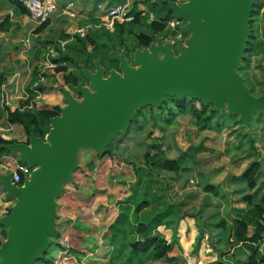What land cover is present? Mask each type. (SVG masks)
Wrapping results in <instances>:
<instances>
[{
    "label": "rangeland",
    "instance_id": "374dc122",
    "mask_svg": "<svg viewBox=\"0 0 264 264\" xmlns=\"http://www.w3.org/2000/svg\"><path fill=\"white\" fill-rule=\"evenodd\" d=\"M252 1L249 19H254L255 27L262 31L264 0ZM172 2L178 7L189 4V0ZM123 5L126 6V11L139 12L143 19L133 35L141 31L148 32L149 23L159 22L164 17L167 9L161 5H166L170 10L168 4L159 0H124ZM2 6L5 7L4 10ZM254 13L257 16L254 17ZM6 16L14 18L15 15L11 3L3 0L0 1V22ZM27 17L28 15L22 17L26 22L12 33L0 36L2 47H8L0 52V73L5 75V82L0 85V109L14 111L27 99L29 87L35 89L41 85L46 91L35 93L31 108L41 110L58 106L61 110L59 118H62V111L69 107L71 101L82 106L86 94H95L90 77L99 75L101 79L107 80L111 75L117 74L123 78L122 66L137 73L143 68L138 63V58L144 59L146 54L153 57V51L156 62L164 60L166 51L177 60L184 56L182 49H191L188 41L194 35L190 31L194 24L172 16L165 29L155 35V41L148 48L134 50L136 42L132 35L125 40L127 49L123 48L120 52L95 55L92 48L87 47L89 58L81 53L71 54L73 63H67L64 67L66 73H62L55 72L56 66L51 67V61L58 57V53L63 56L67 54L66 49L61 50L60 43L72 41L78 35L77 32L66 33L63 30L60 36L68 34L70 39L61 41L56 37L59 36V28L54 26L52 30L37 36L33 33L35 25L27 22ZM66 19L71 24L78 23L77 27L81 22H77L78 17ZM84 23L83 21L80 25L83 26ZM206 23L205 19L200 21V24ZM49 39L52 41H48ZM204 44V41L198 43L199 46ZM198 59L199 57L194 58V61ZM259 59L251 58L249 64H246L248 71L244 74L240 72L243 65L241 58L240 67L234 70L253 98L264 97V57ZM84 61H87L89 70L82 64ZM75 64L79 65L80 70ZM70 72L80 76L78 87L72 88L64 84L63 75ZM173 97H188L205 105L202 100L190 95L181 98L177 95H163L158 105L145 104L128 110L129 118L123 119L122 126L115 129L103 153L96 150L92 140L76 149L75 168L71 171L70 178L62 183L53 199L52 208L39 220V225L44 227L41 233L48 241V246L32 264H45L41 261L42 258L51 264H107L109 253L119 243L139 240L135 234L138 223L148 222L169 206H172L169 224L159 227L158 231L170 242L177 243L170 253L171 257L177 259L176 264L236 263L230 243L226 244V236L222 234L219 238L220 232L215 231V227L232 216L234 209H248L238 196L245 186L233 179L239 177L252 161L264 157L263 146L258 143V139L264 135V112L253 113L247 125L242 123L256 140L258 154L255 155L248 150L237 149V135L241 136L244 132L241 129L235 134H229L231 130L228 129L221 132L213 129L200 131L189 116H179L169 125H162L158 122L159 111L156 108ZM197 102L195 104L198 107ZM205 106L215 108L213 104ZM153 107L154 111L151 110ZM216 112L237 116L239 119V115L229 114L227 102ZM137 115L144 123L140 134H137L139 124L136 127L133 123ZM152 115H156L155 127L152 126ZM4 122L5 119L2 118L0 138L11 142L5 146H30V137L26 139L21 127H3ZM53 130L50 125L49 133ZM48 135L41 139L47 144ZM150 147H159L168 159L181 158L184 171L173 174L145 164L143 156L147 153L153 155L158 151ZM8 152L0 162V175L9 177L15 164L21 163V154L17 150ZM31 168L35 170L40 166ZM263 181L264 167L260 183ZM13 185L19 188L23 186V181L22 185ZM206 189H212V192ZM142 201H147L149 207L136 215L134 210ZM16 203L17 198L10 196L0 183V248L6 242L1 226ZM177 226L178 234L175 233ZM199 231H202V237ZM114 232L115 239L111 241L110 237ZM238 259L243 257L239 255Z\"/></svg>",
    "mask_w": 264,
    "mask_h": 264
},
{
    "label": "water",
    "instance_id": "95a60500",
    "mask_svg": "<svg viewBox=\"0 0 264 264\" xmlns=\"http://www.w3.org/2000/svg\"><path fill=\"white\" fill-rule=\"evenodd\" d=\"M159 1L168 4L173 17L194 24L190 27L194 35L188 41L191 49H182L183 57L176 60L166 51L164 60L156 62L153 51V57L146 54L144 59L138 58L143 68L137 73L122 66L123 78L117 74L107 80L99 75L90 77L95 94H86L82 106L71 101L62 118L51 120L54 130L46 138L48 144L32 134L30 146H3L19 151L21 163L40 168L33 170L19 188L11 185L10 176L0 175L4 189L17 198L3 221L6 242L0 248L2 264H32L45 252L48 241L39 220L52 208L62 183L70 178L76 149L92 140L96 150L103 153L115 129L129 118L128 110L158 105L163 95H190L205 105L213 104L214 111L227 102L229 114L239 115L244 125L253 113L264 112V97L253 98L234 72L240 67L250 36L253 1L189 0L181 7L172 0ZM202 19L207 23L200 24ZM201 41L205 44L199 46Z\"/></svg>",
    "mask_w": 264,
    "mask_h": 264
},
{
    "label": "trees",
    "instance_id": "16d2710c",
    "mask_svg": "<svg viewBox=\"0 0 264 264\" xmlns=\"http://www.w3.org/2000/svg\"><path fill=\"white\" fill-rule=\"evenodd\" d=\"M4 1L11 3L15 16H27V12L22 7L20 0ZM96 1L100 2L101 0ZM161 6L165 7L167 11L159 22L152 21L147 25L148 32L141 31L133 35L135 30L138 31V24L143 19H141L139 12L130 11V14H134V18L129 23L114 22L112 28H108L101 24L99 19H91L88 22H90L91 26L97 28L87 30L83 38L76 35L72 41H68L70 35L63 34L60 36V40L68 41L65 45L67 54L63 56L58 53V57L52 59L51 62L56 65L54 69L55 72L66 73V69L64 68L66 64L73 63L71 54L81 53L87 56L88 59L87 47H91L95 55L99 53H106L108 55L112 51L120 52L123 48L127 49L125 40L131 35L133 41L136 42L134 50L148 48L155 41V35L161 33L165 29L167 22L170 21L172 17V13L167 6ZM253 15L255 17L257 13ZM9 19V16H6L0 22V33H7L9 31L12 25ZM49 23L50 21L41 24L35 32L40 33L48 27ZM249 28L250 36L246 42V49L244 51V57L242 58L243 65L240 69V72H244V74L248 71L246 64H249L248 61L251 58L261 59V57H264V27L262 31L260 28L258 29L255 27L253 19L249 21ZM82 64H84L88 70L90 69L87 61L82 62ZM78 66L79 65L75 64V67ZM4 79L5 75L0 73V85L5 82ZM63 82L67 86L77 87L80 83V76L74 72H70L63 75ZM44 91H46V88L41 85H38L35 89L29 87L27 90L28 97L21 102L19 108L14 111L8 108H4L3 110L0 109V120L4 118L8 125L21 127L27 140L32 134L37 138L44 139L49 133L51 120L61 114L58 106L41 110L30 108L35 93H43ZM196 102L197 100L188 97L183 99H178L176 97L169 98L161 107L156 108V110L159 111V115H157L158 122L167 126L179 116H189L195 125L200 128V131L213 129L215 132H221L228 129L231 130L229 134H235L238 132V129H241L244 132L241 136L237 135V149L244 151L248 150L255 155L258 154L255 147L256 140L250 135V132L243 127V124L239 121L237 116L216 112L212 107L205 106L201 102H197V107L195 104ZM151 110L154 111V107L151 108ZM155 116L156 115H152L154 119V123L152 124L153 127L157 126L155 123ZM133 123L136 127L137 124H139L137 134H140L144 123L140 121L138 115ZM258 140V143L263 146L262 150H264V135ZM8 144H11V142L0 138V162L9 154V152L3 148L4 145ZM150 148H155L158 151L153 155L148 153L145 154L143 156L145 164L155 166L160 170L173 174H180L184 171L181 158L168 159L164 157V152L161 151L159 147H157L158 149L156 147ZM263 167L264 157L252 161L239 177L233 179V181L239 182L245 186L244 190L241 191L242 193L238 196H240L241 202L247 205L248 209H234L232 211V216H228L219 226L215 227V231L220 232L218 233V237L220 238L223 234L226 236V244L230 243V248L233 250L232 256H234L236 261L235 264H264V250H261L262 248L260 245L264 237V181L260 183ZM20 185H22V181ZM206 190L212 192V189ZM148 207V202L142 201L136 207L134 213L139 215L141 212L148 209ZM171 207L172 206H169L164 212L159 213L146 223H138L135 227V234L139 237V240L134 239L132 242L124 241L119 243L118 247H114L109 253L107 264H176L177 259L171 257L170 253L177 243L170 242L158 231L159 227L169 224L168 218L172 212ZM1 228L2 236L6 239V227L2 225ZM177 229L178 226L175 230L176 234H178ZM199 232L202 237V231ZM114 239L115 232L110 237L111 241H114ZM239 255H241L243 259H238ZM41 261L45 264H51L44 258H42ZM218 264L224 263L218 262Z\"/></svg>",
    "mask_w": 264,
    "mask_h": 264
},
{
    "label": "built area",
    "instance_id": "2783aa9c",
    "mask_svg": "<svg viewBox=\"0 0 264 264\" xmlns=\"http://www.w3.org/2000/svg\"><path fill=\"white\" fill-rule=\"evenodd\" d=\"M22 7L26 10L28 17L31 21L41 25L50 21L56 14L61 13L66 17L75 18L77 16V9L74 7L73 2L67 3L62 9H59L55 0H20ZM97 9L105 17V22L102 24L108 28H112L114 22L129 23L133 20V16L129 11H126V6L118 5L112 8H107L103 5H98ZM91 28H97L88 26L86 29L77 30V34L80 37L85 36V32ZM65 42L60 43L61 50L65 49ZM55 64H51V67H55ZM31 108V107H30ZM33 169L27 163L15 164L14 171L10 175V181L12 184L19 185L21 181L29 179ZM261 248L264 249V237L261 240Z\"/></svg>",
    "mask_w": 264,
    "mask_h": 264
},
{
    "label": "crops",
    "instance_id": "0c3cea01",
    "mask_svg": "<svg viewBox=\"0 0 264 264\" xmlns=\"http://www.w3.org/2000/svg\"><path fill=\"white\" fill-rule=\"evenodd\" d=\"M1 2H3V0H0ZM56 3H57V6L59 9H62L67 3L69 2H73L74 4V7L77 9V16L75 18H79L77 22H80L82 23L83 21L86 23L85 25L81 26L80 23H79V26L77 27V24L74 25V24H71L70 22H68V20L66 19L67 17L64 16L63 14L61 13H58L56 14L50 21L48 27L46 29H44L43 31H41L40 33H36V29L40 26L39 24L35 23V22H31V20L29 19V17H27V22L31 23L32 26L35 25V27H33V33L37 36H40V34L46 32V31H50L52 30V28L54 26H57V28H59V36H56V37H59L60 38V33H62L63 30H65L66 33H69L71 31H77L79 29H86V27L88 26H91L90 25V22H88V20H91V19H99L101 22H103L105 20V17L104 15L98 11L97 9V6L98 5H103L107 8H112V7H115V6H118V5H123V1L122 0H101L100 2L99 1H91L90 0H55ZM118 2V4L116 5L115 3ZM3 10L5 9V7H3ZM82 8V9H81ZM1 10V11H3ZM80 12V13H79ZM22 17H18V16H14V18H10L9 21L12 23L11 27L9 28V31L8 32H13L14 30H16L20 24H23V22L25 23L26 21H23L22 20ZM33 23V24H32ZM69 23V25H68ZM21 26V25H20ZM76 27V28H75ZM7 33H0V36L1 34L2 35H6L8 34ZM1 38V37H0ZM41 40V39H39ZM52 41V39H49L48 41ZM8 47L6 48H3L1 43H0V52L2 50H7ZM18 108V107H17ZM15 108V109H17ZM13 109V110H15ZM12 111V110H11ZM4 126H10L8 125L7 123H3ZM2 127V126H1ZM262 251L264 249H261Z\"/></svg>",
    "mask_w": 264,
    "mask_h": 264
}]
</instances>
